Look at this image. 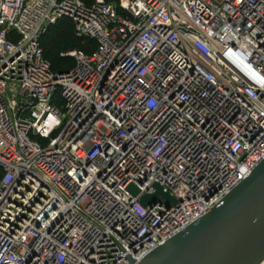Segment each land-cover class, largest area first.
Masks as SVG:
<instances>
[{
	"label": "built area",
	"instance_id": "2783aa9c",
	"mask_svg": "<svg viewBox=\"0 0 264 264\" xmlns=\"http://www.w3.org/2000/svg\"><path fill=\"white\" fill-rule=\"evenodd\" d=\"M263 161L264 0H0V264H138Z\"/></svg>",
	"mask_w": 264,
	"mask_h": 264
},
{
	"label": "water",
	"instance_id": "95a60500",
	"mask_svg": "<svg viewBox=\"0 0 264 264\" xmlns=\"http://www.w3.org/2000/svg\"><path fill=\"white\" fill-rule=\"evenodd\" d=\"M131 192L139 189L131 185ZM141 197L143 205L157 199L177 200L156 186ZM264 259V161L198 222L175 235L138 264H260Z\"/></svg>",
	"mask_w": 264,
	"mask_h": 264
},
{
	"label": "trees",
	"instance_id": "16d2710c",
	"mask_svg": "<svg viewBox=\"0 0 264 264\" xmlns=\"http://www.w3.org/2000/svg\"><path fill=\"white\" fill-rule=\"evenodd\" d=\"M87 2H91L92 0H85ZM60 22V21H59ZM61 25H64V28H61L60 26ZM51 30V32H50ZM49 32L50 33H53L55 35V38L51 41L50 44H53L55 45V47L58 49V48H61L62 46V43H61V39L63 40L64 36L65 35H68V33L72 32L73 33V36H74V39L75 40H79V41H82L81 39L77 38L74 34V27H73V24L70 20L68 19H63L61 20V22L59 23V25L53 27L52 29H50ZM44 38V36H43ZM65 43V40L63 41ZM68 44H71L70 40L67 41ZM66 43V44H67ZM42 44H43V47H44V43H43V39H42ZM48 44V45H50ZM84 46L82 47H71V48H82L84 50H89L90 47H89V41H86L83 42ZM69 48V49H71ZM68 49V50H69ZM67 51V50H66ZM45 52V50H44ZM45 57L52 63V67H53V70L56 71V72H62V71H66V70H69L72 66H73V61L70 60V59H65L63 58L62 56H60L59 58H55L54 61H51V59H49L47 56H46V53H45ZM1 171V169H0ZM2 171H1V176L0 178L2 177Z\"/></svg>",
	"mask_w": 264,
	"mask_h": 264
},
{
	"label": "rangeland",
	"instance_id": "374dc122",
	"mask_svg": "<svg viewBox=\"0 0 264 264\" xmlns=\"http://www.w3.org/2000/svg\"><path fill=\"white\" fill-rule=\"evenodd\" d=\"M60 22H58L57 24L52 26L50 29H52L53 27L59 25ZM60 27L64 28V25H61ZM50 32H51V30H50ZM50 32L48 31L44 35L43 43H44V50H45L46 56L49 59H51V61H54L55 58H59L63 52H65L66 50H68L71 47H82V46H84L83 42L79 41V40H75L74 36H73V33L70 32V33H68V35L64 36L63 40L62 39L60 40L61 43H62V46H61V48L57 49L55 47V45L50 44L51 41L55 38V35L53 33H50ZM64 40H65V43L63 42ZM68 40H70L71 44L67 43ZM48 44H50V45H48ZM0 176H1V171H0Z\"/></svg>",
	"mask_w": 264,
	"mask_h": 264
}]
</instances>
